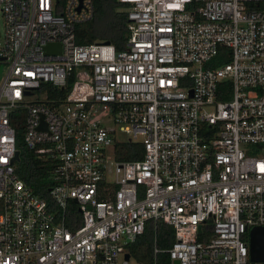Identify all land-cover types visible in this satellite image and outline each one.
<instances>
[{
    "label": "built area",
    "instance_id": "obj_1",
    "mask_svg": "<svg viewBox=\"0 0 264 264\" xmlns=\"http://www.w3.org/2000/svg\"><path fill=\"white\" fill-rule=\"evenodd\" d=\"M117 1L121 49L76 42L93 0H0V264H140L147 223L170 264H264V0ZM13 121L50 201L16 172Z\"/></svg>",
    "mask_w": 264,
    "mask_h": 264
},
{
    "label": "trees",
    "instance_id": "obj_2",
    "mask_svg": "<svg viewBox=\"0 0 264 264\" xmlns=\"http://www.w3.org/2000/svg\"><path fill=\"white\" fill-rule=\"evenodd\" d=\"M93 17L75 26V40L80 44L94 41H108L121 49L127 38L125 3L117 0H93ZM263 7V6H261ZM71 82V81H69ZM17 130L16 148L18 161L15 162L16 172L39 196L49 199L48 188L51 185L50 168L36 159L33 151L28 149L22 139L21 121H13ZM116 157L119 160H134L142 157L141 145L132 142H117ZM157 244L166 248L173 240L171 227L157 223ZM154 230L150 223L145 231L129 246L130 253L140 264H170L167 253L153 254Z\"/></svg>",
    "mask_w": 264,
    "mask_h": 264
},
{
    "label": "water",
    "instance_id": "obj_3",
    "mask_svg": "<svg viewBox=\"0 0 264 264\" xmlns=\"http://www.w3.org/2000/svg\"><path fill=\"white\" fill-rule=\"evenodd\" d=\"M57 47V52H59V44H47L43 47L45 53L51 52V48ZM15 159H18V151L15 153ZM250 258L252 260H262L264 261V227H254L250 230ZM128 258V254L125 256ZM174 264H178L177 260L173 261Z\"/></svg>",
    "mask_w": 264,
    "mask_h": 264
},
{
    "label": "rangeland",
    "instance_id": "obj_4",
    "mask_svg": "<svg viewBox=\"0 0 264 264\" xmlns=\"http://www.w3.org/2000/svg\"><path fill=\"white\" fill-rule=\"evenodd\" d=\"M4 31V23H3V17H2V12L0 10V37H2ZM5 73V65H0V82L3 79ZM125 137L123 134H119V138ZM254 154H258V152H255Z\"/></svg>",
    "mask_w": 264,
    "mask_h": 264
}]
</instances>
